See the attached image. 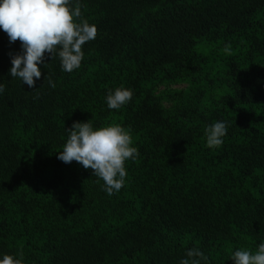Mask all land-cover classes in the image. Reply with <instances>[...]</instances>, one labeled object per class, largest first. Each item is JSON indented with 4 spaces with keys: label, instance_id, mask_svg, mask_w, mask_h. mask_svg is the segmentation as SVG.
<instances>
[{
    "label": "trees",
    "instance_id": "16d2710c",
    "mask_svg": "<svg viewBox=\"0 0 264 264\" xmlns=\"http://www.w3.org/2000/svg\"><path fill=\"white\" fill-rule=\"evenodd\" d=\"M79 3L95 40L71 73L46 54L35 89L10 76L21 42L0 29V259L180 264L195 247L201 264H234V251L254 253L264 243V0ZM119 87L133 97L109 109ZM89 120L121 126L138 151L112 195L91 169L57 158L65 128ZM217 121L227 134L208 148Z\"/></svg>",
    "mask_w": 264,
    "mask_h": 264
},
{
    "label": "clouds",
    "instance_id": "9594fccd",
    "mask_svg": "<svg viewBox=\"0 0 264 264\" xmlns=\"http://www.w3.org/2000/svg\"><path fill=\"white\" fill-rule=\"evenodd\" d=\"M75 18V19H74ZM78 21V22H77ZM0 29L9 37V43L21 42V51L11 56L12 67L9 74L18 78L23 85L35 89L36 80L42 72L39 64L45 63L46 54L55 59L59 57L61 69L71 73L78 69L84 57L82 46L95 40L97 27L82 19L79 0H0ZM230 46L223 51L229 52ZM35 78V79H34ZM53 89L55 82L50 76L44 80ZM5 86L0 84V94ZM133 92L123 87L109 91L106 97L109 109H120L130 102ZM68 133L63 151L58 159L64 163L76 161L84 169L92 170V175L102 180V189L108 195L118 192L124 185L127 175L125 161L135 160L138 151L131 147L130 134L119 125L94 128L87 122H73ZM228 125L225 121H217L205 130L206 146L217 148L222 145ZM19 258L5 254L0 264H23V252ZM207 256L198 249L191 248L180 264H201L207 262ZM234 264H264V243H260L253 253L248 250H236L230 258Z\"/></svg>",
    "mask_w": 264,
    "mask_h": 264
},
{
    "label": "rangeland",
    "instance_id": "374dc122",
    "mask_svg": "<svg viewBox=\"0 0 264 264\" xmlns=\"http://www.w3.org/2000/svg\"><path fill=\"white\" fill-rule=\"evenodd\" d=\"M184 85L182 83L178 84V83H174L171 85L172 88H179V87H183Z\"/></svg>",
    "mask_w": 264,
    "mask_h": 264
}]
</instances>
